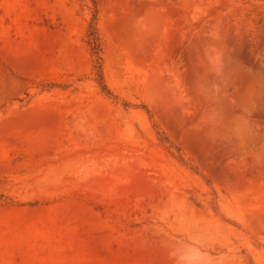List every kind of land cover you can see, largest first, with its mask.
Listing matches in <instances>:
<instances>
[{"label":"rangeland","instance_id":"rangeland-1","mask_svg":"<svg viewBox=\"0 0 264 264\" xmlns=\"http://www.w3.org/2000/svg\"><path fill=\"white\" fill-rule=\"evenodd\" d=\"M96 4L113 96L88 0H0V264H264V0Z\"/></svg>","mask_w":264,"mask_h":264},{"label":"trees","instance_id":"trees-1","mask_svg":"<svg viewBox=\"0 0 264 264\" xmlns=\"http://www.w3.org/2000/svg\"><path fill=\"white\" fill-rule=\"evenodd\" d=\"M90 9L92 11V17L91 22L89 25L87 38H88V44L91 49V54L94 61V68H93V76L92 78L98 83L101 90L109 95L113 96V93L111 90L108 89L107 85L104 83L103 78V72H102V62H103V47L104 42L98 32V11H97V4L96 0H88ZM142 108L146 111L147 115L149 116L150 120H152L151 112L148 110L146 106H142ZM153 128L156 132V135L158 137L159 143L165 147L166 150L178 161L184 163L185 165H189L183 158L181 150L173 144L162 132V130L159 128L157 124L153 125ZM190 169L197 173L196 170L190 167ZM198 174V173H197ZM214 195L216 196V193L213 191ZM11 200H9L4 194L0 193V206L4 204H9Z\"/></svg>","mask_w":264,"mask_h":264}]
</instances>
